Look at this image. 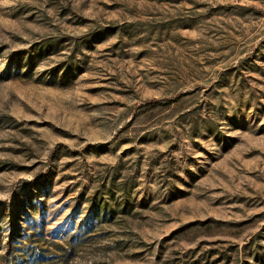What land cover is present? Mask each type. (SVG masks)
<instances>
[{
    "label": "rangeland",
    "instance_id": "rangeland-1",
    "mask_svg": "<svg viewBox=\"0 0 264 264\" xmlns=\"http://www.w3.org/2000/svg\"><path fill=\"white\" fill-rule=\"evenodd\" d=\"M0 264H264V0H0Z\"/></svg>",
    "mask_w": 264,
    "mask_h": 264
}]
</instances>
